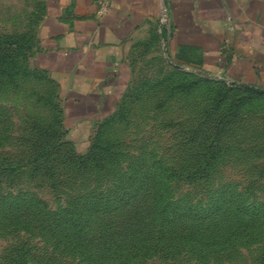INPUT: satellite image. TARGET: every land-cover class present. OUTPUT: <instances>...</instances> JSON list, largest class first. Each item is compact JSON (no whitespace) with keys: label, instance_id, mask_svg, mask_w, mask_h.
<instances>
[{"label":"rangeland","instance_id":"374dc122","mask_svg":"<svg viewBox=\"0 0 264 264\" xmlns=\"http://www.w3.org/2000/svg\"><path fill=\"white\" fill-rule=\"evenodd\" d=\"M39 1L0 0V33L30 46L0 49V264H264V97L177 66L151 32L76 140L35 62Z\"/></svg>","mask_w":264,"mask_h":264},{"label":"crops","instance_id":"0c3cea01","mask_svg":"<svg viewBox=\"0 0 264 264\" xmlns=\"http://www.w3.org/2000/svg\"><path fill=\"white\" fill-rule=\"evenodd\" d=\"M36 4L35 62L59 86L76 140L115 111L129 58L151 32L172 30L166 52L177 66L264 90V0H112L104 13L99 0Z\"/></svg>","mask_w":264,"mask_h":264},{"label":"trees","instance_id":"16d2710c","mask_svg":"<svg viewBox=\"0 0 264 264\" xmlns=\"http://www.w3.org/2000/svg\"><path fill=\"white\" fill-rule=\"evenodd\" d=\"M165 34V33H164ZM159 41L162 44V35L161 34H156ZM30 46H28L27 43H22L19 39H17L15 36L13 35H9V34H2L0 33V49L5 50L4 52V56H1L3 61H6V56L10 55V53H8V51H12V52H19V51H23L25 49H29ZM6 55V56H5ZM0 58V59H1ZM233 85V84H231ZM233 86H237V85H233ZM242 93L246 94V97H250V98H261L264 97V93H260L258 90L254 89V88H242L240 86H237ZM125 94V93H124ZM235 102H237V104H235V108L238 109L239 106H241V104L239 102H243L241 99L236 100ZM235 109V110H236Z\"/></svg>","mask_w":264,"mask_h":264},{"label":"built area","instance_id":"2783aa9c","mask_svg":"<svg viewBox=\"0 0 264 264\" xmlns=\"http://www.w3.org/2000/svg\"><path fill=\"white\" fill-rule=\"evenodd\" d=\"M112 0H99V9L101 13H104L107 11L108 7L110 6ZM162 35V46L165 51V54L167 55V46H168V41L172 37V30L169 29L167 33H163L162 30L160 31ZM168 56V55H167Z\"/></svg>","mask_w":264,"mask_h":264},{"label":"water","instance_id":"95a60500","mask_svg":"<svg viewBox=\"0 0 264 264\" xmlns=\"http://www.w3.org/2000/svg\"><path fill=\"white\" fill-rule=\"evenodd\" d=\"M239 86H242V85H239ZM242 87H247V86H242ZM258 91H259L260 93H264V90L258 89Z\"/></svg>","mask_w":264,"mask_h":264}]
</instances>
